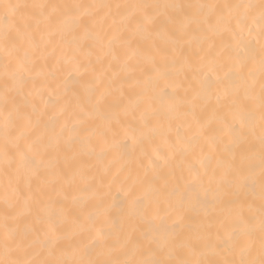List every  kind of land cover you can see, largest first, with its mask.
<instances>
[{
  "label": "snow or ice",
  "instance_id": "1",
  "mask_svg": "<svg viewBox=\"0 0 264 264\" xmlns=\"http://www.w3.org/2000/svg\"><path fill=\"white\" fill-rule=\"evenodd\" d=\"M0 264H264V0H0Z\"/></svg>",
  "mask_w": 264,
  "mask_h": 264
}]
</instances>
